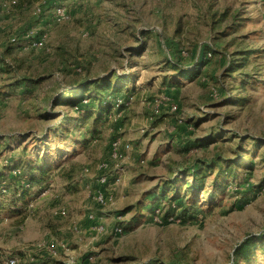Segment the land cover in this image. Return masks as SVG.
Wrapping results in <instances>:
<instances>
[{
  "label": "rangeland",
  "instance_id": "rangeland-1",
  "mask_svg": "<svg viewBox=\"0 0 264 264\" xmlns=\"http://www.w3.org/2000/svg\"><path fill=\"white\" fill-rule=\"evenodd\" d=\"M56 2L68 8L69 20L38 16L35 6L21 14L0 6V170L8 161L36 164L38 156L40 165L52 163L43 175L35 171L50 190L33 209L12 214L8 205L0 207L9 215L0 223V251L21 255L38 241L56 238L69 243V256L76 261L98 254L95 264H264V185L258 183L264 166L239 170L236 182L220 186L213 182L216 169L203 173L198 196L209 194L210 200L188 213L167 199L145 197L179 170L205 168L218 156L233 159L237 134L264 139V0ZM222 14L226 17L220 21ZM235 14V26L222 34ZM25 27L45 36L50 51H24L12 44L14 36L23 37ZM202 43L229 54L239 47L256 49L243 69L252 72L253 80L245 83L237 72L230 78L224 74L223 53L196 77H181ZM169 58L182 66L173 69ZM114 71L125 77L116 81L124 85L120 94L133 92L124 119L94 123L96 112L78 129L76 121L59 124L64 117H78L69 105L53 107L64 88L72 90L88 78L112 77ZM24 77L36 79L35 86L13 85ZM162 93L177 103L179 112L165 109L161 118L150 120L154 100ZM51 111L53 116L44 118ZM58 124L69 130L60 137L49 135ZM221 133L225 136L219 137ZM128 134L137 160L114 173L113 180H119L108 193L115 204L105 218L106 231L97 234L85 215L99 208L87 198L85 186L95 183L97 164L108 157L111 139ZM45 135V141L37 140ZM139 158L146 163L141 165ZM60 206L67 207L68 217L54 214ZM156 208L161 210L157 220L152 216ZM114 213L124 215L119 234ZM137 215L141 217L135 220ZM72 221L81 232L70 231ZM66 259L62 255L59 261Z\"/></svg>",
  "mask_w": 264,
  "mask_h": 264
},
{
  "label": "trees",
  "instance_id": "trees-1",
  "mask_svg": "<svg viewBox=\"0 0 264 264\" xmlns=\"http://www.w3.org/2000/svg\"><path fill=\"white\" fill-rule=\"evenodd\" d=\"M1 4H4L6 7V12L12 11L20 14L35 6V11L38 16L43 17L46 14H49V17L51 18L52 11L61 3H57L56 0H15V3H11V0H0V6ZM37 8H39V11ZM236 16L237 14L234 15L232 20L233 22L230 25L228 24V26H226L225 29L221 31L222 34L226 35L228 30L235 26V22L237 21ZM225 17L226 14H222L220 21L225 20ZM30 28L31 27H25L24 31ZM147 33L148 32H146V34ZM11 43L14 45L17 44L12 41ZM218 48V45L209 43H202L195 46L194 52L192 54L191 67H189V69L186 67L187 69H185V71H181V77H196V75H198L212 62L215 56L223 53L225 54L224 57L227 60V67L224 74L230 78L235 72H237L239 79H242L245 83H249L253 80L252 72L243 71V69L247 66V64L250 63L248 58L256 53V49L239 47L229 54L220 51ZM0 60H4L2 55L0 56ZM168 61L171 63V67L175 70L182 66L179 61H176L172 58H169ZM110 76L111 74L96 79L88 78L84 80L79 85V87H76L72 90L64 88L54 98L53 107L69 105L76 112V114H78V117L77 119L71 118L69 120L65 119L64 117L59 122V124H65L69 121H76L75 128L78 129L81 127L82 123L85 122V120H89L93 114H96V112L98 118L93 120L94 123L98 122V119L105 122H110L109 115L115 108L125 109L128 106L127 103L130 100L133 92L125 91L123 94H120L122 93L124 85L117 83L116 81H123L125 77L119 75L115 71L112 72V77ZM36 81V79L24 77L23 79L21 78L17 80L15 83H13V85H17L21 82L25 86H35ZM75 95H77V97H75ZM43 116L44 118H51L53 116L52 111L45 113ZM124 118L125 117L122 116L120 120ZM59 124L55 129L50 130L49 135L55 133L56 136L58 135V137H60L69 130V127H66L67 125L61 129V125ZM89 133L94 135V131H91L90 129ZM49 135H45L42 138H38L37 140L40 142L43 140L45 141ZM223 136H225L224 133L219 135V137ZM235 136L238 138V146L233 151L235 155L233 159L218 156L212 161V163H207L205 168L200 169L197 167L196 169L192 168L187 170H179L178 174H176L174 177L172 176L163 179L156 185L155 188H153L152 191L146 193L145 197L153 198L156 202L167 199L174 205V207L183 208V212L188 213L192 209H195V206H197L198 203L202 202L203 200H210L209 194L201 198L198 196L197 191L200 190V188L204 189L203 185L205 177L201 176L203 173L211 170L215 171L216 169L217 171L215 172L217 173V176L214 178L213 182L214 185L220 186V184L226 181L236 182L237 177L234 176V174L239 172V170H252L255 164L264 166V150L260 153L258 152V148L264 147V139L255 136L245 137L238 134ZM247 144L250 145L251 148H247ZM26 150L27 146L23 147L22 153L25 154ZM255 159L258 160L257 163L255 162ZM41 160L42 157L38 156L36 159V164L21 159L19 161L20 163L13 165L8 161V163L4 165L3 170H0V185L3 181H6L4 188L7 190V192L3 194L2 189L0 188V207H3L4 204L8 205L12 210V214L26 212L23 208V204L33 191L26 189V187L22 184V181H27L31 184V186H40L42 184V179L37 176L35 171L38 169L40 174L43 175L46 173L47 168L52 163L46 162L40 165ZM17 169L21 171V174L14 177L12 172ZM258 183L259 186L262 187L264 185V178L259 180ZM140 217L141 215H139V217L137 215L135 220H138V218L140 219ZM149 264L167 263L157 260Z\"/></svg>",
  "mask_w": 264,
  "mask_h": 264
},
{
  "label": "built area",
  "instance_id": "built-area-1",
  "mask_svg": "<svg viewBox=\"0 0 264 264\" xmlns=\"http://www.w3.org/2000/svg\"><path fill=\"white\" fill-rule=\"evenodd\" d=\"M11 3H15V0H11ZM39 11V8H37ZM71 17L68 8L60 4L51 13V19L56 22H65ZM88 32H86L87 34ZM12 42L19 44V47L26 50H40L44 49L50 51L47 47L46 38L43 35H37L33 28L26 30L23 33V37L14 36ZM21 45V46H20ZM215 91V90H214ZM216 97H219L217 91L214 93ZM2 101L0 100V107ZM129 105V103H127ZM167 109L169 113H178L179 107L177 103L173 102L171 98L162 93L154 100V106L152 107V116L150 120L159 119L164 115V111ZM124 109L115 108L109 115L110 121H117V119L123 116ZM146 127H142L141 131L146 132ZM97 141V140H94ZM135 151V145L132 141L114 137L109 142V153L108 157L97 164V177L95 183H87L85 186V192L87 198L94 203L99 210H89L85 217L88 223L91 224L97 234L104 233L106 231L105 218H107L108 212L111 207L115 204V198L113 193H108L109 188L114 184L119 177L114 178V173H118L123 168V164L127 157ZM138 162L143 165L146 163L144 158H139ZM88 172V168L84 169ZM21 171L19 169L14 170L12 175L14 177L19 176ZM6 181H3L0 185L2 193L5 194L7 190L4 188ZM22 184L26 189H30L32 194L26 199L23 204V208L26 212H29L35 207V202L48 194L50 188L49 185L42 184L40 186H31L27 181H22ZM35 192V193H34ZM37 192V193H36ZM6 205V204H4ZM68 209L65 206L58 207L54 214L58 217H68ZM152 216L157 220L161 216V210L156 208L152 213ZM115 222L118 225L115 228V233H122L123 227L121 221L123 220V214H112ZM172 220L180 221L179 218L172 216ZM9 220V215L0 211V223ZM70 231L72 233L81 232V227L78 222L72 221L70 224ZM71 251L69 243L64 239L50 238L36 242L32 244L30 248L24 249L23 254H7L0 251V264H95L98 259V254L89 253L85 257L78 261L69 256ZM62 255H66L65 261H59Z\"/></svg>",
  "mask_w": 264,
  "mask_h": 264
},
{
  "label": "crops",
  "instance_id": "crops-1",
  "mask_svg": "<svg viewBox=\"0 0 264 264\" xmlns=\"http://www.w3.org/2000/svg\"><path fill=\"white\" fill-rule=\"evenodd\" d=\"M130 136H131V134H128V136H125L123 139L130 140V138H131ZM135 151H136V149H135ZM135 151L132 154H130L127 157V159L125 160V162L128 164L127 166L132 165L134 162H136V160H137V158L135 157L136 155L133 156L135 154Z\"/></svg>",
  "mask_w": 264,
  "mask_h": 264
}]
</instances>
